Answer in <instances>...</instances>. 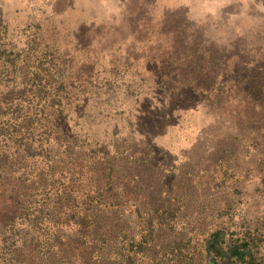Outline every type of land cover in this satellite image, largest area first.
<instances>
[{
	"label": "rangeland",
	"instance_id": "rangeland-1",
	"mask_svg": "<svg viewBox=\"0 0 264 264\" xmlns=\"http://www.w3.org/2000/svg\"><path fill=\"white\" fill-rule=\"evenodd\" d=\"M12 222L57 264H264V0H0Z\"/></svg>",
	"mask_w": 264,
	"mask_h": 264
},
{
	"label": "trees",
	"instance_id": "trees-1",
	"mask_svg": "<svg viewBox=\"0 0 264 264\" xmlns=\"http://www.w3.org/2000/svg\"><path fill=\"white\" fill-rule=\"evenodd\" d=\"M15 223H10L9 227L6 230H0V264H16V262L21 261L25 264H57L61 259H64L65 255H68L66 252L58 251L57 253H46L42 252L39 249L35 251H30L29 253L25 251V246L22 248L18 246L17 249H10L8 252L9 242L12 247L13 244L17 245V241L14 242V236L18 234V230L15 228ZM26 242V241H25ZM11 255V258L15 262H9L8 256ZM27 253V254H26Z\"/></svg>",
	"mask_w": 264,
	"mask_h": 264
}]
</instances>
